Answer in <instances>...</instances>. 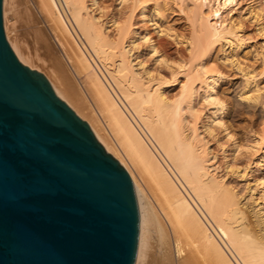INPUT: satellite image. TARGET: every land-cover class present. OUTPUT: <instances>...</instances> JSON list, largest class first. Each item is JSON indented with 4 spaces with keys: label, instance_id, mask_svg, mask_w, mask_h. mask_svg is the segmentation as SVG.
<instances>
[{
    "label": "bare ground",
    "instance_id": "6f19581e",
    "mask_svg": "<svg viewBox=\"0 0 264 264\" xmlns=\"http://www.w3.org/2000/svg\"><path fill=\"white\" fill-rule=\"evenodd\" d=\"M111 1L118 8L4 0L7 40L131 174L136 264H264V0ZM171 15L183 17L189 36ZM243 110L253 116L248 144L226 123ZM211 141L224 153L233 147L226 170L245 180L249 199L219 174ZM255 163L261 174L249 181Z\"/></svg>",
    "mask_w": 264,
    "mask_h": 264
},
{
    "label": "water",
    "instance_id": "95a60500",
    "mask_svg": "<svg viewBox=\"0 0 264 264\" xmlns=\"http://www.w3.org/2000/svg\"><path fill=\"white\" fill-rule=\"evenodd\" d=\"M140 231L131 174L20 62L0 0V264H136Z\"/></svg>",
    "mask_w": 264,
    "mask_h": 264
},
{
    "label": "rangeland",
    "instance_id": "374dc122",
    "mask_svg": "<svg viewBox=\"0 0 264 264\" xmlns=\"http://www.w3.org/2000/svg\"><path fill=\"white\" fill-rule=\"evenodd\" d=\"M104 1L108 2L109 4H112V6L114 4L113 7L118 8V5H117L116 2H114V1L112 2L111 0L110 1L104 0ZM3 11H4V0H3ZM240 12H241V10H240ZM170 21H171V23H170ZM168 23L171 24V25L176 24V28H178L181 32H183L184 34H186V36H189L190 35L188 25L184 22L182 16H172V17H170ZM137 24H138V27L139 28L145 27V25L147 27L149 26V25H147V24H145L144 22H141V21H138ZM147 32H148L149 36L152 37L154 40H160V37L157 35L156 31H154V29L152 27L149 26ZM258 44H259V42H258ZM253 48H255V46H252V48H250L252 50L249 49L250 51L253 52V54H252V52H250V54H252V55H250L249 57H250V60L252 62H255V54H254L255 53L254 52L255 49H253ZM171 50H172L171 52H174L176 50V48H173ZM148 62H149V64H152V60H149ZM38 66L40 67L41 65L38 64ZM225 71H226V73H230V69H228V68H225ZM235 82L237 83V81H235ZM227 88H228V85H224L222 87V90L221 91H223L224 93H226L227 92ZM227 94H228V92H227ZM227 94H225V95H227ZM226 98H228V96H225L223 99L228 104V101H227ZM228 107H230V104L228 105ZM228 110L226 112V115H227V113H230V109H228ZM252 119H253V116L251 115V113L247 112V110L246 111L243 110V112L240 113L238 117L228 119V120H226V123H227L228 126H230L231 129L233 128L232 129L233 130V133H235L236 136L238 135L240 137V139L244 140V143L248 144L250 142V139H251L250 136H249L250 134H248L249 133L248 130H249V126H250V124L252 122ZM100 120H101V122H102L105 130L108 132V134H110V136L114 140H116L117 134H116L113 126L111 124L107 123L103 117H100ZM220 130L221 129L218 128L216 132H217L219 138L221 139V138H224L225 135L222 134L221 133L222 130L221 131ZM248 140H249V142L247 143ZM210 145H211V149H212L213 154H215L217 156V159H216L217 164L220 167L222 166L220 168L219 174H221V175H224L225 174L227 176L226 177V180L229 183H231L232 186L234 185L233 187H235V189L237 190V192L238 193L240 192L239 193L240 195H242L243 197L245 196V197H247V199H249L250 196L248 195L249 192L247 190V185H246L245 180L240 179L239 177H237V175L235 176L234 173L233 174H231V173L229 174L228 171L226 170V162L225 161H227V160L225 159V156L228 157V161H232L233 160V147L230 146L229 143H226V147L227 146L228 147L226 148L227 152L224 153V151H222V149L218 146V143H216V141H211ZM236 166L242 170V169H244L245 164L240 163V164H236ZM256 169H257V164L255 163L252 166V171L250 173V175L252 177L250 176V178H248V179H250L249 181H252V180L258 178V176L261 174ZM251 201L254 202V199L251 200ZM253 202H252V204H253ZM176 255L177 254L175 253V256ZM177 258H178V255L175 257V259H177Z\"/></svg>",
    "mask_w": 264,
    "mask_h": 264
}]
</instances>
